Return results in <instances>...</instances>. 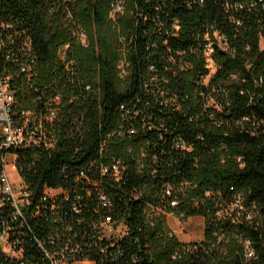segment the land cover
Returning <instances> with one entry per match:
<instances>
[{
    "label": "trees",
    "instance_id": "obj_1",
    "mask_svg": "<svg viewBox=\"0 0 264 264\" xmlns=\"http://www.w3.org/2000/svg\"><path fill=\"white\" fill-rule=\"evenodd\" d=\"M118 2L120 40L110 20ZM1 23L7 50L30 46L4 64L16 115L59 98L47 128L54 148L9 152L30 204L16 219L5 202L0 234L18 242L23 263L49 264L37 242L59 235L97 264H264V0H0ZM116 163L119 180L102 174ZM57 189L58 198L43 201ZM167 214L202 217L203 240L181 242ZM105 217L125 234L104 237ZM0 264L20 261L0 249Z\"/></svg>",
    "mask_w": 264,
    "mask_h": 264
},
{
    "label": "built area",
    "instance_id": "obj_2",
    "mask_svg": "<svg viewBox=\"0 0 264 264\" xmlns=\"http://www.w3.org/2000/svg\"><path fill=\"white\" fill-rule=\"evenodd\" d=\"M114 11L116 12L119 8L120 11L123 10L121 3H115L113 5ZM119 12V11H118ZM9 27L3 23L0 24V166L2 168L0 172V208L4 205L5 202H9L13 208V217L14 218H23V210L27 209L30 204V193L27 190L16 166L17 157L14 154L9 153L10 150H16L20 148H26L31 146H45L54 148V140L50 139L47 134V128L51 125L58 116L59 108V98L54 100V103L49 104L44 111L39 113L23 112L20 116L15 113V104L16 97L14 90L12 88V75L5 71L4 64L13 58V50L24 51L27 55V52L30 50L29 43L24 42L18 46H10L7 50V38H9ZM84 36L83 33L80 36ZM209 41L210 39L207 38ZM81 41V40H80ZM213 41L216 43V46L220 49H224V38L219 35V33L214 32ZM214 42L209 41L205 46V57L207 68L210 70V75H213L216 70V65L213 59L211 58L215 52ZM82 43V42H81ZM83 44V43H82ZM86 46V43L85 45ZM70 45H65L59 50L60 58L62 61H66L67 54L70 52ZM210 62L214 64V69L209 65ZM30 65L25 64L21 66V72L25 74L30 73ZM66 69L71 71V67L67 66ZM121 70V77L125 76V62L122 61L119 65ZM206 83V80H205ZM133 133V132H131ZM51 140V141H47ZM177 147L184 149V145L179 144ZM2 152H5L2 154ZM11 157L12 162L9 163L8 159ZM11 165L15 174L17 175V181L20 183V190L18 193L15 192L13 188V183L17 181L10 180L6 167ZM102 174H112L116 180L120 179L121 176V167L120 163L114 164L111 168H103ZM17 184V183H16ZM62 190H47L45 192V197L43 201L46 202L48 199L53 200L58 198L62 194ZM166 195H171L170 188L166 189ZM209 195L208 193L206 194ZM101 202L104 207L112 206V203L105 196H101ZM172 207H176L177 203L172 202ZM234 207H239L243 209L239 202L234 205ZM232 211V210H231ZM230 215V213H227ZM172 215L178 217L180 220H183V216H177L175 214H167V216ZM219 217L225 216L223 213L218 214ZM185 221V220H183ZM119 226H122L124 230L118 234V236L107 235L109 229H117ZM102 229V234L106 238H119L123 236L126 232L125 226L117 223H113L110 217H105L100 225ZM174 235V234H173ZM186 243V242H183ZM38 246L43 250L44 258L49 262V264H97L95 261L90 260L89 258L81 257V250L79 245L74 239H61L59 235H53L49 237L48 245L43 244L41 241L37 242ZM18 242H12L9 239L8 231H4L0 234V249L1 251L17 261H20V264L23 263L22 250L18 247ZM245 260L250 261L254 258V252L250 248L249 242L245 243Z\"/></svg>",
    "mask_w": 264,
    "mask_h": 264
},
{
    "label": "rangeland",
    "instance_id": "obj_3",
    "mask_svg": "<svg viewBox=\"0 0 264 264\" xmlns=\"http://www.w3.org/2000/svg\"><path fill=\"white\" fill-rule=\"evenodd\" d=\"M119 11V12H118ZM124 13V10L120 11L118 8L117 11H113L110 14V20L112 22L111 26L113 30H115V34L118 37V40L121 39V31L120 28L118 27L117 24L113 25V22L115 23L116 21V15L119 14L120 16ZM84 36H80V40L83 45L87 42V35L83 34ZM87 45V43H86ZM212 69H214V64L210 62L209 65ZM9 163L12 162L11 157L8 159ZM8 176L10 180L12 181H17V175L15 174L14 170L12 169L11 165L6 167ZM17 183V184H16ZM16 183H13V188L15 189V192L18 193L20 190V183L18 181ZM167 227L168 229L181 241V242H186V243H191V242H200L203 240L204 237V230H205V222L202 217H191L185 221L180 220L176 216L168 215L167 216ZM124 228L122 226H119L117 229H109L107 232V235H114L118 236L120 232H122ZM244 259L246 257L244 256Z\"/></svg>",
    "mask_w": 264,
    "mask_h": 264
}]
</instances>
